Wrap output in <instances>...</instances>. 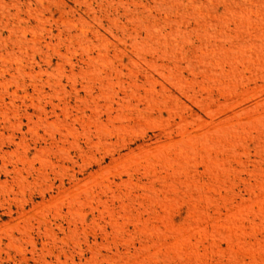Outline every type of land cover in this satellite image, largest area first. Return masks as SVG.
Segmentation results:
<instances>
[{
    "label": "rangeland",
    "instance_id": "rangeland-1",
    "mask_svg": "<svg viewBox=\"0 0 264 264\" xmlns=\"http://www.w3.org/2000/svg\"><path fill=\"white\" fill-rule=\"evenodd\" d=\"M0 264H264V0H0Z\"/></svg>",
    "mask_w": 264,
    "mask_h": 264
}]
</instances>
